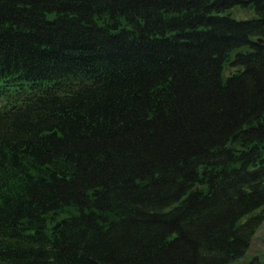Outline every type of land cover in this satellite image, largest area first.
I'll return each mask as SVG.
<instances>
[{"label": "trees", "instance_id": "1", "mask_svg": "<svg viewBox=\"0 0 264 264\" xmlns=\"http://www.w3.org/2000/svg\"><path fill=\"white\" fill-rule=\"evenodd\" d=\"M263 225L264 0H0V264H261Z\"/></svg>", "mask_w": 264, "mask_h": 264}, {"label": "rangeland", "instance_id": "2", "mask_svg": "<svg viewBox=\"0 0 264 264\" xmlns=\"http://www.w3.org/2000/svg\"><path fill=\"white\" fill-rule=\"evenodd\" d=\"M256 257L259 258L261 264L264 263V225L258 230L254 237L248 261L250 262Z\"/></svg>", "mask_w": 264, "mask_h": 264}, {"label": "bare ground", "instance_id": "3", "mask_svg": "<svg viewBox=\"0 0 264 264\" xmlns=\"http://www.w3.org/2000/svg\"><path fill=\"white\" fill-rule=\"evenodd\" d=\"M74 72H76V71H74ZM100 73H102L101 71H100ZM97 74V73H96ZM102 77V76H101Z\"/></svg>", "mask_w": 264, "mask_h": 264}, {"label": "water", "instance_id": "4", "mask_svg": "<svg viewBox=\"0 0 264 264\" xmlns=\"http://www.w3.org/2000/svg\"><path fill=\"white\" fill-rule=\"evenodd\" d=\"M260 41H262V40H260Z\"/></svg>", "mask_w": 264, "mask_h": 264}]
</instances>
